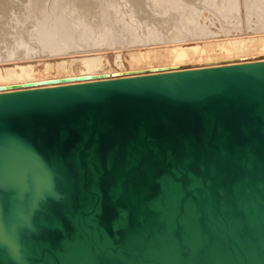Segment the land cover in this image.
I'll return each instance as SVG.
<instances>
[{
  "label": "water",
  "instance_id": "water-1",
  "mask_svg": "<svg viewBox=\"0 0 264 264\" xmlns=\"http://www.w3.org/2000/svg\"><path fill=\"white\" fill-rule=\"evenodd\" d=\"M222 234L264 247V62L0 95V264Z\"/></svg>",
  "mask_w": 264,
  "mask_h": 264
},
{
  "label": "bare ground",
  "instance_id": "bare-ground-1",
  "mask_svg": "<svg viewBox=\"0 0 264 264\" xmlns=\"http://www.w3.org/2000/svg\"><path fill=\"white\" fill-rule=\"evenodd\" d=\"M47 1L46 4L38 8L40 13L37 16L34 15L36 17L35 21L57 17L64 24L63 22H70L71 20L73 13L69 10L73 9L71 11H74L77 7H83L85 3L94 0ZM95 1L106 2L107 0ZM109 1L115 9L116 7H121L123 5L122 2L128 4L126 5L128 7L130 3L134 8L128 9L124 5L119 8L120 10L116 11V14L121 15L123 19L136 22L138 28H143V25L137 19L136 14L141 10L143 5L149 8L147 2L152 8H156L159 12L166 14H163L165 17L169 15L168 12L170 9L171 11H174V9L175 11L177 10L175 12L177 14L182 9L179 16L180 21H178L180 24L174 25V31L171 34L169 33V35H165L160 30H155L154 28L157 26L154 25L156 26L154 27L152 23V26L149 25L150 29L147 31V39L144 35H131L129 41L123 42L119 40L120 35H117L113 30H109L107 32L108 35L103 36L110 37L111 44H108L107 41L102 42L103 40H99V43H88L86 47L84 45V47L77 49L57 45L59 51L44 53L42 56L45 58L40 56L44 59L40 58L39 60L35 59V55H32L34 53L30 52L31 49L34 51L35 46L41 49L42 46L37 41V38L29 32L31 39L35 40L38 44V46L34 45L31 48L27 40L24 39V35H19L18 47L10 49L7 52L6 58L3 59L0 57V95L27 90L97 83L115 80V77L117 79H133L264 62V8H262L264 0H243L244 3L241 0H204V3L210 7L209 9L213 7L215 11L217 10L221 13L222 16L220 19H226H222V21H226L225 24L228 19L232 18L234 21V18L231 17L232 13V16L236 17L237 14L241 13L240 11H243L242 7L247 8L246 14H243L247 16L246 19L249 21L248 24L250 25L247 28L249 31L247 32L245 27L242 29L244 25L240 27V23H237V25L231 20L236 24H234L236 33H232L234 27L231 30L230 27L222 28L221 25L220 27L222 29L219 31H216L217 29L212 30L204 22L207 19L209 20V16L204 17V12L198 13L201 9H198L195 4L197 2L195 1L194 3V0H119L121 3L118 0ZM33 2L35 3L34 6H36L38 1L33 0ZM11 5V0H0V26H3L4 13ZM160 7L161 9H159ZM153 10L156 12L155 9ZM204 10L207 12V9ZM158 11L156 12L157 14L151 12L158 15ZM197 14H201V16L206 18V20L201 21L205 24L198 21L197 16L199 15ZM212 14L210 15L212 16ZM163 15H159V17ZM214 15L213 17L216 16ZM28 17L31 18V14ZM61 17L63 18L61 19ZM251 17H254V20L257 18L253 22L255 24L251 23L253 20ZM236 19L239 22L241 21L240 16L236 17ZM246 19H244L245 22ZM217 21L219 22V19ZM233 23H231V26ZM245 24L246 26L248 25L247 22ZM23 25L25 24L23 23ZM73 36L75 37V35L67 33V35H64L67 39L61 42H67ZM101 36L96 35L97 38H101ZM132 37L138 38L139 41L135 42ZM21 47L22 49H20ZM37 50L36 48L34 52L37 53ZM144 56L148 58L151 56L156 57L161 62V70L159 72H153L144 69L145 67H140ZM126 62L129 65H126ZM45 71L48 72L45 73ZM144 72L149 74L146 73L144 75ZM224 229L227 231V226ZM221 237L222 243L202 253L201 257L197 255V245L192 240L189 241L188 236L184 239L187 247H189L187 252L182 248H178L177 250L176 247L178 245L174 246L172 243L165 242L159 245V250H151L146 253L144 259L147 260L146 262L148 264H264V247H258L255 242H252L246 247L247 250L245 251L237 241L235 243H229L227 234H222ZM59 264H65V262L61 261ZM73 264H78L77 260Z\"/></svg>",
  "mask_w": 264,
  "mask_h": 264
},
{
  "label": "rangeland",
  "instance_id": "rangeland-1",
  "mask_svg": "<svg viewBox=\"0 0 264 264\" xmlns=\"http://www.w3.org/2000/svg\"><path fill=\"white\" fill-rule=\"evenodd\" d=\"M37 1L38 2L36 3V6H34L35 3L33 2V0H11V2H12L11 7L9 9H7L6 12L4 13V24H3V26H0V57L1 58H3V59L6 58L7 52L10 49H14V48L18 47L17 42H18V36L19 35H24V39L27 40V42L31 48L34 45L38 46L36 41L31 39V37L29 36V32L32 33V35H34L35 38H37V41L42 46L41 49L39 47H36V46L34 47L35 48L34 51L36 50V48L38 49L36 51L37 53H35L32 49L30 50L31 53H34V54H32V55H35L34 58L38 59V60L40 58L41 59L45 58L44 56H42L44 53H51V52L59 51L57 45H63V46H66L67 48L77 49L80 47H84V45L86 47L88 45V43H99V40L100 41L103 40L102 42L107 41L108 44H111V40H109L110 37L105 36L106 37L105 38L103 36V35H108L107 32L109 30H113L117 33V35H120V38H119L120 42L129 41V39L131 38V35H140V36L144 35V37H146V39H147V37H148L147 31H148V29H150V26H152V25L157 26V27L154 26V27H156V28H154L155 30H160L165 35H169V33L171 34L174 31L173 26L180 24V22L178 23V21H180L179 16H180V13L182 12L181 11L182 9H180L178 11L179 13L177 14V13H175L177 10L175 11V9H174V11H171V9H170V11L168 12L169 15H167V17H165L164 15H166V14H164L163 12H159L158 9H156V8H152V6L149 5L147 2V6H149V8L151 10L148 7L146 8L145 7L146 5L145 6L143 5L141 10H140L141 12L138 11L136 14L137 19L139 20V22L141 21L140 23L143 25L142 26L143 28H138V25L136 22H133L132 20H128V19H123L121 15L116 14V11L120 10L119 8L123 7L124 5L126 6L128 4H124V2H122L123 5L119 8L116 7V9H115L113 7V5L110 4V1L108 2V0L106 2L94 0L92 2L85 3V5H83V7H77L76 10H74V11H71L73 9L69 10L71 13H73L71 16V20H70V22L69 21L63 22L64 24H62V21L60 20V18H57V17L39 19L38 21L37 20L35 21L36 17L34 15L37 16L40 13V11H38V8L40 6H43L44 4H46L48 2L47 0H37ZM121 1H119V2L121 3ZM195 1L197 3H195ZM241 2L244 3L243 0H241ZM27 3H28V5H27ZM194 3L197 5L198 9H201L200 11H198V13L204 12L203 13L204 17L209 16L208 17L209 20L208 19L206 20V18L201 16V14H197V15H199V16H197L198 21L201 22V21L206 20L207 22L206 21H204V22L207 23V25L210 26L212 28V30L217 29L216 31H219L223 27H230L231 30H233L234 24L240 23L241 24V25H239L240 27L242 25H244L242 29H244V27H245L246 31L247 32L249 31L247 28L250 24H248L249 21H247L248 19H246L247 16L244 15V14H246L247 8L244 7L245 8V10H244V8L242 7L243 11H240L241 13L239 12L240 14H237L236 17H239V16L241 17L240 22H239L240 18H238L239 20H237L236 17L232 16V14H233L232 13L231 17L234 18V21L232 20V18L228 19V21L226 23L227 26H226V24H225L226 21H222L223 18L220 19V17L222 16L221 13L218 12L217 10L215 11L213 9V7H212L213 10L209 9L210 7H208V5H206L204 3V0H194ZM202 3H204V5H202ZM29 6H31V7L29 8ZM204 6H206L207 8ZM126 7L128 9L134 8V7H132V5L130 3H129V7L128 6H126ZM126 7H125V9H126ZM262 8H264V3L262 4ZM128 9H126V10H128ZM153 9H155L156 12L158 11L159 14L156 15L157 13L154 12ZM159 9H161V7ZM204 9H207V12H205L206 10H204ZM202 10H204V11H202ZM151 11L156 13V14H153ZM67 13H69V12H67ZM30 14H31V18L28 17ZM161 14L162 15L164 14L163 15L164 17L163 16L159 17V15H161ZM210 14H212V16ZM213 15L215 17H213ZM64 16H66V14H64ZM254 17H251L253 19L251 23L256 21L257 18H255V20H254ZM62 18L63 17H61V19ZM143 19H145V20H143ZM201 19H203V20H201ZM218 19H219V22L217 21ZM244 19H246V22L248 24L247 26L245 24L246 22ZM223 20H226V19H223ZM231 20L235 23H233ZM208 21H210V22L208 23ZM213 21L215 22V24H213L214 23ZM229 21H231V22H229ZM243 21H244V23H243ZM145 22H147V23H145ZM204 22H201V23L203 24ZM211 22H212V24L210 25ZM23 23L25 25H23ZM163 23H165V24H163ZM231 23H233L232 26H231ZM253 24H255V23H253ZM220 25L222 28L220 27ZM234 30L232 31V33L233 32L236 33V27H234ZM220 32H222V31H220ZM67 33H71L72 35H75V37L73 36V38L68 39V41L64 42L65 43L64 44L61 41H63L64 39H67L64 37V35H67ZM249 34L253 35L254 33H249ZM96 35H102V36H101V38H97ZM245 35H248V34H245ZM245 35H243V36H245ZM187 36H189V35H187ZM94 37H96V38H94ZM133 40L135 42L139 41L138 38H133ZM133 40H132V42H133ZM20 49H22V47ZM40 56H42L44 58H42ZM142 60H143V62L140 65V67H145L144 69H147V70L153 71V72H157V71L159 72L162 68L161 62L156 57L151 56L148 58V57L144 56ZM126 65H129V64L126 62ZM156 66H157V68H156ZM46 72H48V71H45V73ZM144 73H142V74L146 75L147 72H144ZM147 74H149V73H147ZM119 78H121V77H119ZM115 79H117V78L115 77Z\"/></svg>",
  "mask_w": 264,
  "mask_h": 264
}]
</instances>
